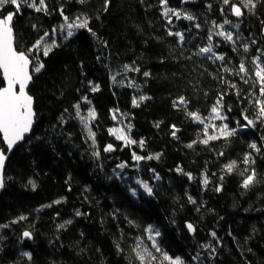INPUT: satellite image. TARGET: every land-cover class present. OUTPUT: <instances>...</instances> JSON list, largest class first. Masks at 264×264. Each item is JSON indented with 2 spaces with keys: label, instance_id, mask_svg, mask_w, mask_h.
<instances>
[{
  "label": "trees",
  "instance_id": "obj_1",
  "mask_svg": "<svg viewBox=\"0 0 264 264\" xmlns=\"http://www.w3.org/2000/svg\"><path fill=\"white\" fill-rule=\"evenodd\" d=\"M20 2L19 12L0 5V18L15 13V48L32 66L44 67L39 73L31 68L35 125L4 172L0 264H141L137 252L145 255L144 264H168L164 254L184 264H264V120L258 118L264 96L252 64L259 58L264 65V0H254L255 8L244 0H45L46 13ZM233 5L242 16H233ZM165 7L181 18L164 16ZM85 19L87 27L71 29L68 37L66 24ZM225 19L232 42L216 35L222 29L213 22ZM169 32L183 33L184 40ZM209 34L213 52L224 60L197 55L209 45ZM41 38L55 41L47 56L43 44L35 47ZM241 62L247 75L238 71ZM181 97L186 106L174 107ZM218 100L227 119L211 118ZM91 109L95 119L88 118ZM188 112L215 125L208 134L219 138L202 143L205 125ZM81 117L95 133V145ZM118 124L137 143L117 142L109 129ZM224 124L234 135L220 136ZM109 144L112 153L104 151ZM133 153L159 159L136 161ZM246 155L255 164H245ZM232 161L237 167L229 174L225 166ZM252 168L256 183L244 189ZM137 180L147 182L153 195ZM149 225L160 232V251L145 231ZM24 232L31 239H23Z\"/></svg>",
  "mask_w": 264,
  "mask_h": 264
},
{
  "label": "snow or ice",
  "instance_id": "obj_2",
  "mask_svg": "<svg viewBox=\"0 0 264 264\" xmlns=\"http://www.w3.org/2000/svg\"><path fill=\"white\" fill-rule=\"evenodd\" d=\"M81 3L84 2V0H80ZM224 4L227 5L230 3V0H223ZM12 4L15 6L16 11L19 12L21 8V2L20 0H0V5H7ZM23 3L26 4L27 7L35 9L36 12L44 11L47 12V5L45 4V0H39V4L36 3V0H23ZM162 5L167 4V0H161ZM245 6L250 8H255L254 0H244ZM169 12H173V14L176 16L177 19L181 18V15L179 12L174 11L173 9L165 7V11L163 13L164 16H168ZM232 14H234L236 17H240L243 15L241 8L233 5L231 8ZM15 13H8L5 17L0 18V72H2L3 81L5 82L6 86L0 87V134H2L3 142L7 145V151L11 152L14 146L22 141L24 139V136L26 133H29L32 129V125L34 123L33 117H34V111H33V97L30 96L26 89L29 85V83L32 80V75L30 74V59L29 56L25 52L17 51V49L14 46V28H13V20H14ZM187 20H192L193 17L191 15H185L183 17ZM65 21H67V17H65ZM169 23H171V20L169 19ZM231 24V21L225 19L222 24L216 25L215 22H213L214 27H219L222 29L221 31L217 32L216 35L222 37L225 41L232 42L233 41V33L230 31H225L224 26ZM88 25L87 19H85L83 22L80 23H67L66 27L68 29L67 36L71 37L73 35V31L71 29L73 28H86ZM64 26H61L63 30ZM197 27H199L197 25ZM232 27L239 28V24H233ZM55 31V29L53 30ZM48 34L46 33L45 36ZM169 35H175L179 37V40L182 42L184 40L183 33L176 32L172 33L169 32ZM208 39L210 41L209 45L206 47H201L199 49V52L197 55H207L211 54L208 58H214L216 60H224L223 55H217L215 52H213V47L211 44L212 35L209 34ZM254 43V41H253ZM41 44L44 45L43 47V55L47 56L50 51L54 47H56L55 41H53L51 44H47L44 42V38H41V40H38L36 42L35 47L40 48ZM235 50V49H234ZM248 46L244 45V51L247 52ZM252 64L255 66V77L258 78L259 84H260V95L264 96V65H262L259 61V58L253 59ZM44 67L43 63H39L35 66H32L33 71L35 73H39L41 69ZM125 68L128 71H132L131 68H128L126 65ZM136 71H139V69H136ZM225 71H228L226 68ZM239 73H244L245 75L248 74V69L246 68L245 64L243 62L240 63L239 66ZM144 75H148V73H144ZM113 80H115V77H113ZM247 82V81H245ZM235 87V85H233ZM98 88H94L93 91H97ZM86 102L90 103V101H87V98H84ZM148 97L141 96L140 100H146ZM222 100V97H221ZM221 100H218L216 105L212 107L211 112L214 114L211 118L216 120H224L227 119V117L223 116L221 114L220 108ZM259 103V110H258V118L264 120V101H258ZM134 106H139L138 102L134 99L133 100ZM178 105H185L186 101L183 97H181L178 101L173 102V106L177 107ZM77 109V115L80 114V106L75 105L74 106ZM188 116H190L195 122H198L202 125H205L204 127V135L207 136V139L203 140L202 143L207 144L211 140H216L219 138L217 135H209L208 134V128L213 127L215 128V125H207L205 124V119L201 118V116L198 113L194 112H188ZM96 113L94 109L89 110L88 112V118L95 119ZM113 119H116V115L113 114ZM245 120H247L248 126H254V121L251 119H248L247 116H245ZM81 122L85 124V127L88 128V136L92 139L93 145H95V133L91 130V128L88 127L87 123L85 122V119L81 117ZM130 129V125L128 126ZM110 134L115 136L117 140L124 141L125 146L128 144H135L137 143L134 140H131L128 135L125 134L123 129H117L112 128L109 129ZM220 136L228 137L232 136L235 133V130H229L228 125L224 124L219 129ZM173 136H175V132H173ZM140 146L142 147L144 144V141H139ZM188 147H192L191 144L188 145ZM250 147L257 152H259V149L257 148V145L255 143L251 144ZM105 152L114 151L113 146L109 144L104 149ZM93 155L99 156L98 152L93 153ZM133 157L136 161H141L143 159H159V155L156 157L148 156V157H142L135 155L133 153ZM7 159V156L5 155L4 150H0V173H2L4 168L5 160ZM245 164H255V160L251 159L249 155H246L243 161ZM121 169L125 167L124 164L118 165ZM237 167V164L235 161H232L228 163L225 166V171L229 174L233 172V170ZM177 171H180V169H177ZM244 171H249V169H245ZM243 175V172L240 173ZM156 179H159L160 177L157 175L155 177ZM189 178L191 179V176L189 175ZM223 179V177H221ZM208 180H204V184H208ZM136 183L140 184L143 190L149 195H153V190L149 186L147 182H143L141 180H137ZM256 183V171L254 168L251 169V172L249 175H247L242 182V187L244 189H249L251 186H253ZM0 187H3V178L0 176ZM36 185L33 184V189H35ZM219 190V189H218ZM134 196L136 195V191L134 190L132 193ZM191 199V198H190ZM61 201H55L54 203L59 204ZM194 202V201H193ZM48 207H51V205H47ZM77 215H80L79 212H77ZM21 219H24V217H21ZM72 221L69 220L66 223H71ZM60 227H64V225H60ZM189 232H194L195 229L191 224L187 225ZM145 231L148 233L149 239L153 241L152 247L156 249V251H160L159 246L156 242V237L160 236L159 230H153V227L149 225ZM27 238H31V234L28 232H25L23 234ZM212 235L215 237V232L212 233ZM147 251V250H145ZM25 255H28L25 253ZM148 256L151 259H155V257L151 256V253H148ZM137 258L141 261V264H144L145 261V255L141 254L140 252H137ZM164 259L168 261V264H184L183 260H181L179 257L173 259L167 254H164Z\"/></svg>",
  "mask_w": 264,
  "mask_h": 264
},
{
  "label": "water",
  "instance_id": "obj_3",
  "mask_svg": "<svg viewBox=\"0 0 264 264\" xmlns=\"http://www.w3.org/2000/svg\"><path fill=\"white\" fill-rule=\"evenodd\" d=\"M233 16H235V15L233 14ZM235 17H236V16H235ZM262 34H263V36H264V25H263V28H262ZM14 46H15V38H14ZM29 59H30V58H29ZM30 62H31V64H30V69H29V71H30V74H31V68H32V61H31V59H30ZM0 77H1V80H2V82H3L2 87H3V86H6V85H5V82L3 81L2 72H0ZM31 83H32V80H31V82L29 83V85H28V87H27V89H26L27 93H28V90H29V87H30ZM28 94H29V93H28ZM34 106H35V103H34V100H33V111H34ZM35 118H36V115H35V111H34V117H33L34 123H33V125H32V129H33L34 125H35ZM32 129H31V131H30L29 133H26V134H25L24 139H25L26 137H29V136L31 135ZM0 137H1V141H2V143H3V147L0 148V150H4L5 155L7 156V159L5 160V163H4L3 171H2V173H0V176H2V178H3V187H0V194H1V192H2L3 189H4V172H5V168H6L7 161H8V159L10 158V156L12 155V153L14 152V150H15V149H16V148H17V147H18V146L24 141V139H23L22 141L18 142V143L14 146V148L12 149L11 152H8V151H7V145L3 142L2 134H0ZM109 152L112 153L113 151H109ZM24 233H25V232H24ZM24 233H23V234H24ZM22 236H23V239H29V238L25 237L24 235H22ZM30 239H31V238H30Z\"/></svg>",
  "mask_w": 264,
  "mask_h": 264
},
{
  "label": "rangeland",
  "instance_id": "obj_4",
  "mask_svg": "<svg viewBox=\"0 0 264 264\" xmlns=\"http://www.w3.org/2000/svg\"><path fill=\"white\" fill-rule=\"evenodd\" d=\"M45 41V40H44ZM112 128H117V129H123V127H122V125L121 124H118V125H116V126H114V127H112ZM111 128V129H112ZM125 132V131H124ZM110 133V132H109ZM111 136H113L112 134H110ZM114 137V139L117 141V142H121L122 143V145H125V142L124 141H120V140H117L116 138H115V136H113ZM118 165H121V164H116V168H120V167H118Z\"/></svg>",
  "mask_w": 264,
  "mask_h": 264
}]
</instances>
